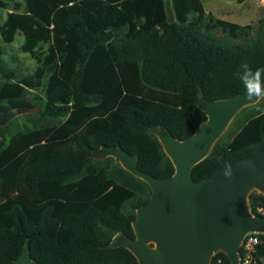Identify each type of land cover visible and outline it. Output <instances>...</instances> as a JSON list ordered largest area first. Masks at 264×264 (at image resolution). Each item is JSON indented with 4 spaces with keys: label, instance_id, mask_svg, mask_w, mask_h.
Returning <instances> with one entry per match:
<instances>
[{
    "label": "trees",
    "instance_id": "trees-1",
    "mask_svg": "<svg viewBox=\"0 0 264 264\" xmlns=\"http://www.w3.org/2000/svg\"><path fill=\"white\" fill-rule=\"evenodd\" d=\"M10 2L0 40L20 32L19 49L35 65L17 73L0 44V111L35 112L24 126L0 125V264H14L25 240L35 264H137L108 244L117 232L133 237L150 188L113 157L89 153L120 146L139 170L170 176L151 129L186 138L206 119L198 100L245 91L241 65L264 68V32L209 14L182 22L187 11L201 13L199 0H0V8ZM234 124L229 141L192 166V180L264 149V97ZM247 201L264 194L252 189ZM214 256L229 264L220 250L210 264Z\"/></svg>",
    "mask_w": 264,
    "mask_h": 264
},
{
    "label": "water",
    "instance_id": "water-1",
    "mask_svg": "<svg viewBox=\"0 0 264 264\" xmlns=\"http://www.w3.org/2000/svg\"><path fill=\"white\" fill-rule=\"evenodd\" d=\"M169 22L172 13L167 6ZM264 87V85H262ZM245 91L227 98L198 100L206 119L186 138H174L161 126L151 129L173 165L168 177H155L137 168L136 157L120 146L100 145L88 157L111 156L150 188L148 199L135 209L131 221L133 237L120 232L109 247L122 245L137 264H208L213 252L222 251L230 264H237L239 241L247 231H264V217L251 216L247 194L256 189L264 194V149L235 159L229 170L218 168L199 180H192L191 168L209 148L232 115L240 107L255 103ZM17 109L0 111V125L8 122ZM14 264H35L28 254L27 240Z\"/></svg>",
    "mask_w": 264,
    "mask_h": 264
},
{
    "label": "rangeland",
    "instance_id": "rangeland-1",
    "mask_svg": "<svg viewBox=\"0 0 264 264\" xmlns=\"http://www.w3.org/2000/svg\"><path fill=\"white\" fill-rule=\"evenodd\" d=\"M199 2L202 9L201 13L197 10L187 11L182 17V22L190 23L194 20H202L205 19L206 14H209L240 25L246 23L250 24L252 27L250 30L251 35H255L258 28L264 32V0H199ZM168 3H172V0H168ZM12 4L13 3L10 2L6 8H0V23L4 19L6 12L10 10ZM167 6H169V9L172 13L170 5L167 4ZM212 34L215 36L222 35L219 29L213 30ZM237 41H239V39H237ZM21 42L22 35L20 32L15 34L12 42L10 43L5 44L0 40V44L3 46V60L9 67L14 68L17 73L29 74L32 71L35 63L26 53H22L20 51L19 45ZM261 98H259L255 103L244 105L235 111L230 120L212 142L208 153L210 152L213 145H225L229 141L233 133L236 131L234 124L235 120L250 110ZM34 112L35 109L33 108L24 109L22 111L17 110L16 115L10 120H15L20 125L24 126V124H26L24 116Z\"/></svg>",
    "mask_w": 264,
    "mask_h": 264
},
{
    "label": "built area",
    "instance_id": "built-area-1",
    "mask_svg": "<svg viewBox=\"0 0 264 264\" xmlns=\"http://www.w3.org/2000/svg\"><path fill=\"white\" fill-rule=\"evenodd\" d=\"M246 203L247 210L251 216L264 217V202L249 206L246 199ZM263 235L264 231L257 230L247 231L243 234L237 247V264H264V240L262 238ZM228 263L230 264L229 261ZM208 264H210V260ZM211 264H224V262L222 257L214 256Z\"/></svg>",
    "mask_w": 264,
    "mask_h": 264
},
{
    "label": "clouds",
    "instance_id": "clouds-1",
    "mask_svg": "<svg viewBox=\"0 0 264 264\" xmlns=\"http://www.w3.org/2000/svg\"><path fill=\"white\" fill-rule=\"evenodd\" d=\"M264 68H257L253 70L248 66L247 63L241 65V72L239 75V81L242 84L245 94L248 100L252 101L253 98L258 100L261 97H264ZM226 168H229L226 171L225 177L231 176L230 166L225 165Z\"/></svg>",
    "mask_w": 264,
    "mask_h": 264
}]
</instances>
